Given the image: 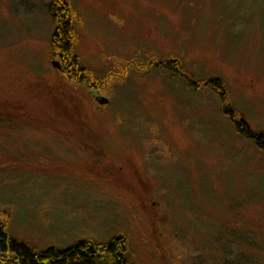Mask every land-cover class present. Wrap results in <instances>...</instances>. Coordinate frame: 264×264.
<instances>
[{
	"label": "rangeland",
	"instance_id": "374dc122",
	"mask_svg": "<svg viewBox=\"0 0 264 264\" xmlns=\"http://www.w3.org/2000/svg\"><path fill=\"white\" fill-rule=\"evenodd\" d=\"M70 1L106 107L52 60L50 0H0L10 236L46 251L123 235L135 264H264V152L222 112L264 131V0ZM215 76L224 104L189 84Z\"/></svg>",
	"mask_w": 264,
	"mask_h": 264
},
{
	"label": "trees",
	"instance_id": "16d2710c",
	"mask_svg": "<svg viewBox=\"0 0 264 264\" xmlns=\"http://www.w3.org/2000/svg\"><path fill=\"white\" fill-rule=\"evenodd\" d=\"M48 13L55 24L50 54L52 60L58 63L59 73L79 86H86L90 95L92 91H99L102 82L91 83L87 81L89 74L87 69L80 66L79 57L75 51L78 39L74 25L79 14L73 10L71 1L50 0ZM174 64V61H169L167 67L173 72V75H180L179 62L176 61L177 65ZM156 67L163 68V65L157 64ZM189 84L197 89L210 90L223 104L227 99L226 84L220 77L215 76L208 80L197 81L190 78ZM91 97L93 98L92 95ZM94 100L100 108L106 107L108 104L102 105L96 99ZM0 107L6 111L11 107V103L1 102ZM15 109L17 112L19 111L20 115H26L24 111L20 113L24 110L23 106H18ZM222 110L232 121L236 134L251 140L257 149L264 152V131L253 132L246 121L237 115L231 106H227V108L224 106ZM8 117L12 119L13 116L9 115ZM8 218V213L0 212V264H135L131 262L128 243L123 235H116L111 240L102 243H97L91 239H81L65 250L38 251L26 242L10 236L7 231Z\"/></svg>",
	"mask_w": 264,
	"mask_h": 264
},
{
	"label": "water",
	"instance_id": "95a60500",
	"mask_svg": "<svg viewBox=\"0 0 264 264\" xmlns=\"http://www.w3.org/2000/svg\"><path fill=\"white\" fill-rule=\"evenodd\" d=\"M92 96L98 101L99 104L104 105L109 103V99L107 97L102 96L98 90L92 91Z\"/></svg>",
	"mask_w": 264,
	"mask_h": 264
}]
</instances>
